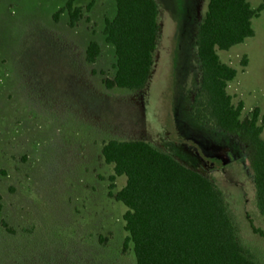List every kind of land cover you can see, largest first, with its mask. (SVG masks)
<instances>
[{
	"label": "rangeland",
	"instance_id": "rangeland-1",
	"mask_svg": "<svg viewBox=\"0 0 264 264\" xmlns=\"http://www.w3.org/2000/svg\"><path fill=\"white\" fill-rule=\"evenodd\" d=\"M257 10L264 0H247ZM154 63L140 91L108 89L115 54L105 42L113 0H0V264H136L123 249L125 184L101 158L110 139L145 140L209 179L223 194L244 246L264 264V216L257 207L247 149L237 135L201 125L191 108L201 71L195 34L208 0H156ZM254 34L219 50L236 69L226 87L241 117L258 112L264 138V9ZM95 41L100 53L86 61ZM245 61V65L243 64Z\"/></svg>",
	"mask_w": 264,
	"mask_h": 264
},
{
	"label": "trees",
	"instance_id": "trees-1",
	"mask_svg": "<svg viewBox=\"0 0 264 264\" xmlns=\"http://www.w3.org/2000/svg\"><path fill=\"white\" fill-rule=\"evenodd\" d=\"M113 1L116 13L105 20L103 34L114 48L115 73L103 84L108 89L140 91L154 63L158 5L156 0ZM74 3L66 0L54 20L66 11L73 27L80 17ZM263 9V4L252 9L247 0H208L195 34L201 79L191 108L196 122L237 135L245 145L256 207L262 216V126L256 109L241 117V103L231 102L226 87L237 72L221 62L218 51L252 37L251 21ZM99 53L98 43L89 42L86 61L94 62ZM100 158L112 166L110 181L125 177L115 199L126 207L123 249L131 247L136 264H258L255 254L240 241L222 192L204 175L145 140L110 139L103 143ZM248 221L252 231L264 237V231Z\"/></svg>",
	"mask_w": 264,
	"mask_h": 264
}]
</instances>
